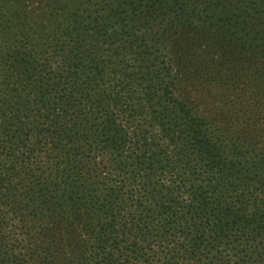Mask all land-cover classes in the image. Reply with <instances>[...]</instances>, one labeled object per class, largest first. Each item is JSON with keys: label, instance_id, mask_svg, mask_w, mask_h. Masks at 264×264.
Masks as SVG:
<instances>
[{"label": "trees", "instance_id": "16d2710c", "mask_svg": "<svg viewBox=\"0 0 264 264\" xmlns=\"http://www.w3.org/2000/svg\"><path fill=\"white\" fill-rule=\"evenodd\" d=\"M257 144L264 0H0V264H264Z\"/></svg>", "mask_w": 264, "mask_h": 264}, {"label": "rangeland", "instance_id": "374dc122", "mask_svg": "<svg viewBox=\"0 0 264 264\" xmlns=\"http://www.w3.org/2000/svg\"><path fill=\"white\" fill-rule=\"evenodd\" d=\"M187 89L188 90L180 89L179 91L176 92V94L178 96H180L181 98L185 99L186 101H190V102L198 98L197 97V93L198 92L195 89H192V88H187ZM195 101H197V100H195ZM195 106L200 108L199 112H202L203 114L208 115V116H212L213 115V111H207L206 109L203 110V107L200 106L199 102H196ZM246 141L250 142L252 140L249 137V138H247ZM254 146H256V147H258L260 149L264 148V144H257V145H254Z\"/></svg>", "mask_w": 264, "mask_h": 264}]
</instances>
